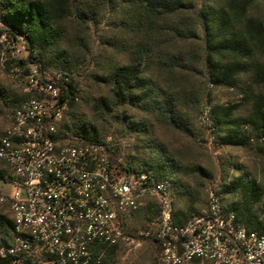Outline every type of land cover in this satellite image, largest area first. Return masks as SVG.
<instances>
[{
  "label": "trees",
  "instance_id": "obj_1",
  "mask_svg": "<svg viewBox=\"0 0 264 264\" xmlns=\"http://www.w3.org/2000/svg\"><path fill=\"white\" fill-rule=\"evenodd\" d=\"M258 2L264 0H207L201 5L196 0H101L100 8L111 6L121 13L125 41L112 46L121 49L120 53L127 59L111 61L101 75H93L110 92L108 97L95 101L81 97L83 90L74 76L85 61L80 55L83 50L78 45L67 44L61 25L69 16L82 24L94 22L97 13L92 5L75 0H0V34L23 43L27 56L18 64L34 63L41 72H58L68 77L66 89L73 97L57 128L56 139L60 143L77 136L87 141H102V135L107 132L106 119L118 107L139 110L143 116L124 113V120L146 137L153 135L150 118L194 137L188 111L200 105L196 83L199 68L213 88H241L240 78L246 75L251 76L257 87L264 86V19L251 14ZM191 41H198L201 48L186 49L180 45ZM242 93L252 108L248 116H238L237 104H214L210 106L208 121L220 144L255 147L264 155V94L249 89ZM26 97V94L13 97L0 88L3 108L0 113L10 110V114L6 113L7 125ZM80 98L91 108L87 115L79 114ZM146 143L148 153L135 165L125 163L118 155L113 159L128 171H151L157 179L168 181L175 208L174 223L183 225L193 213L200 211L198 190L187 181L190 174L180 154L153 136ZM198 170L204 173L200 167ZM12 178L11 168L0 160V182ZM216 193L223 204L225 197H237L226 207L236 213L238 222L246 229L264 233V185L246 173L225 181ZM183 200L187 201L186 208H177L176 203ZM145 208L150 214V227L157 208ZM5 220L0 215V230L10 232L12 238V216L7 226ZM120 247L108 248L103 264ZM0 264L9 261L0 258Z\"/></svg>",
  "mask_w": 264,
  "mask_h": 264
},
{
  "label": "built area",
  "instance_id": "obj_2",
  "mask_svg": "<svg viewBox=\"0 0 264 264\" xmlns=\"http://www.w3.org/2000/svg\"><path fill=\"white\" fill-rule=\"evenodd\" d=\"M17 44L0 34V46L15 50ZM19 60H9L11 75L27 97L11 124L0 126V160L13 176L0 182V205L13 219L1 259L103 264L108 248L137 236L154 242L158 264H264V233L241 225L216 191L204 209L177 225L170 183L114 161L111 138L93 142L77 136L60 143L57 128L73 97L66 89L69 79ZM148 197L156 201L157 216L149 229L128 233L130 219Z\"/></svg>",
  "mask_w": 264,
  "mask_h": 264
},
{
  "label": "rangeland",
  "instance_id": "obj_3",
  "mask_svg": "<svg viewBox=\"0 0 264 264\" xmlns=\"http://www.w3.org/2000/svg\"><path fill=\"white\" fill-rule=\"evenodd\" d=\"M76 2L89 3L94 7L97 13L94 22L82 24L74 16H69L62 22L67 44L70 46H79L83 50L81 59H85L81 69L74 76L75 81L81 85L83 92L81 97L95 101L100 97L109 96V87L96 81L93 75H101L104 69L111 61L122 62L127 56L120 53L121 49L113 48L112 44H120L125 41V34L122 32L121 13L117 8L107 6L100 8L101 0H75ZM207 0H196L197 5L205 3ZM251 14L264 19V3L258 2L251 9ZM1 18V11H0ZM0 27L1 24H0ZM186 49L195 47L201 48L198 41L180 44ZM27 52L22 42L18 43L16 49L9 45L0 46V88L6 90L13 97H20L25 94L24 87L11 75L10 59H24ZM200 71V72H199ZM198 69L196 74V83L198 84V93L200 94V105L188 111L193 122L192 136L172 130L161 120L150 118L153 127V137L160 143H166L178 154L187 166L190 176L187 181L193 189L198 190L197 210H202L207 206L209 193L219 190L225 181L240 175H251L257 183L264 185V155L255 147H232L220 144L213 134L208 121L210 106L214 104L228 105L237 104L240 109L238 116L246 117L251 113V105L244 101L246 96L243 90L249 89L252 92L264 94V86L257 87L250 75L240 78L241 88H213L208 85L205 74ZM209 95V96H207ZM209 97V98H208ZM79 114H89L90 106H86L81 98L77 103ZM0 109H3L0 105ZM9 109L0 113V126L7 125L9 120ZM124 113L128 116H143L137 108L118 107L114 113L106 119V134L101 139L111 138L117 146V154L122 157L126 163L135 165L140 160L145 159L148 148L147 143L151 137H146L137 129L130 128L124 120ZM145 117V116H144ZM135 121H138L136 118ZM200 167L204 173H199ZM229 176V177H227ZM224 204H229L237 197L227 196L224 198ZM187 201L183 200L176 203L177 208H186ZM143 207V208H142ZM145 207L156 209L157 204L154 198L148 197L144 200V206H141L140 212L129 221L130 233L145 231L149 229L150 214ZM150 212V211H149ZM0 215L11 220V214L7 206L0 205ZM7 220L5 225L7 226ZM10 232L4 229L0 230V248L6 247L11 243ZM157 248L154 242L136 236V240L121 245L118 253L109 258L106 264H158Z\"/></svg>",
  "mask_w": 264,
  "mask_h": 264
},
{
  "label": "crops",
  "instance_id": "obj_4",
  "mask_svg": "<svg viewBox=\"0 0 264 264\" xmlns=\"http://www.w3.org/2000/svg\"><path fill=\"white\" fill-rule=\"evenodd\" d=\"M224 206H225V208H226V209H228V208L226 207V205H225V204H224ZM228 210H229V209H228ZM157 263H158V262H157Z\"/></svg>",
  "mask_w": 264,
  "mask_h": 264
}]
</instances>
